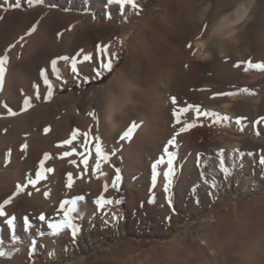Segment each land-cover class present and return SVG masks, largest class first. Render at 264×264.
Segmentation results:
<instances>
[{
	"label": "rangeland",
	"instance_id": "1",
	"mask_svg": "<svg viewBox=\"0 0 264 264\" xmlns=\"http://www.w3.org/2000/svg\"><path fill=\"white\" fill-rule=\"evenodd\" d=\"M137 3L121 15L107 0H0V203L26 185L0 217V264H264V71L245 70L264 63V0ZM97 45L112 63L99 77ZM80 50L92 59L76 75ZM96 137L107 160L93 172ZM72 200L79 232L52 235Z\"/></svg>",
	"mask_w": 264,
	"mask_h": 264
},
{
	"label": "snow or ice",
	"instance_id": "2",
	"mask_svg": "<svg viewBox=\"0 0 264 264\" xmlns=\"http://www.w3.org/2000/svg\"><path fill=\"white\" fill-rule=\"evenodd\" d=\"M28 3L29 4H32L33 3V0H28ZM36 3H43V0H36ZM107 3L108 4H112V5H116L118 6V10H119V13L121 15H124L125 14V8L126 6L128 8H130L133 12H135L136 14H139V5L137 3V0H107ZM16 8H19V3L17 2L15 5H14ZM36 30V25H33L32 28L29 30V32L27 34H31V32H34ZM21 39H23V37H21ZM190 46V45H189ZM107 48L108 46L105 45V46H100V45H97V55L99 56L101 53H103V55L105 56V60L104 61H101L100 63V69H97L95 70L96 71V76L99 77L101 74H102V71H111L112 69V63H111V60L107 58ZM83 50H80V52H78L76 55L72 56L71 57V71L72 73L76 74V75H79L78 71H77V63L80 62L82 63L83 61H90L92 59V56L91 54H85L83 55L82 57V60L78 61L77 60V56H79L81 54ZM114 56V54H113ZM58 60H63V61H69V57L68 56H61V57H58L57 58ZM8 61V57L7 55H4V56H0V85H2L3 83V79H4V74H5V65ZM247 63V67L245 68V70L247 71L248 69L250 68H254L258 71H264V63L262 62H258V63H252L250 60L246 62ZM57 60L54 59L51 61V67H52V74L53 75H56V78L59 80L60 79V76H59V73H58V70H57ZM238 66V65H237ZM102 70V71H101ZM40 76L41 78L44 80V83L45 85H47L48 87V93L47 95L44 97L45 100L49 99L52 95V85L50 83V81L48 80L47 76L45 75V71L42 69L40 71ZM85 82H87V78H85ZM244 92H247L248 90L247 89H244L242 90ZM236 93H217L216 95H235ZM248 94H252V93H248ZM173 103H175V98H173ZM24 106H25V110L27 109V107L30 106L29 104V101L28 99H25L24 100ZM190 108H194L195 111H196V118L198 119L200 116H203L205 118H212L213 119V122H220V121H226L228 120V117L227 116H220L218 113H215V112H208V111H200L199 109V106H193V105H188L187 108H184V109H181L180 111L181 112H187ZM8 114L9 115H14L15 113H13L10 109L8 111ZM94 116V114H91ZM173 115H177L175 112L173 113ZM176 122L179 124L180 123V120L179 118L177 117V120ZM236 123L237 124H240L241 123V118H237L236 120ZM196 124L193 122V123H189V124H184L181 128H180V132H185L187 130H189L190 128L192 127H195ZM136 127H138V125L136 124H133L131 125L127 131L125 132V138H128L130 139L131 138V135L132 133L134 132V130L136 129ZM45 133H47L49 131L48 128H45L44 129ZM76 133H73V136H75ZM85 137H86V143H87V136L88 134L85 133L84 134ZM96 140V143H95V151H96V158H97V163H96V168L93 169V172L96 171V169L99 168V162L101 159L103 160H107V156L106 155H103L102 152H101V146H100V143H99V137H96L95 138ZM71 141H65V143H70ZM176 140H175V136L170 139L168 141L169 144H175ZM27 148V145L24 144L21 146V150H24ZM65 155H69V153H65ZM45 159H47V154H45ZM174 159V155L169 153V171L168 172H165V179L168 180V177L170 175V172H171V164H172V160ZM85 164H87V160L85 159L83 161ZM41 165L43 164V160L40 162ZM262 163H264V161H262ZM153 182H155V179H156V164H153ZM225 174L227 175V169H222ZM47 172H52L53 169L51 168H48L46 170ZM36 180H32V179H29L27 181L28 184H32L33 186L35 185V183L37 182V180L41 179L42 176H41V172L37 171L36 172ZM120 179V176H119V172L117 171V175H116V181H119ZM168 183H170V181H168ZM114 185H115V182H114ZM70 186V184H69ZM24 187H26V185H20V184H17L16 186V191L13 193L12 196L8 197L7 199H5L2 203H0V217H5L7 214H6V211H5V206L10 204L13 197L19 193H21L23 190H24ZM165 191H167V184L165 185ZM47 195V194H46ZM77 199H82V197H79ZM151 202V201H150ZM98 207H103L104 204H111L113 203V201L111 200H105L103 198L101 199H98L96 201ZM115 203H120V201H115ZM68 205V207L66 208L65 206ZM76 200H72V201H63L60 205V211L63 212V215H64V220L59 223V224H49L48 227L51 228L53 231H52V235H58L65 227L70 229L71 230V234L73 236V239H75L77 233L79 232V227L74 223V218L71 216L72 213L76 212ZM39 219L41 221H44L45 220V216L43 214L40 215ZM14 220H15V217H8L7 220H6V223L9 225V227H13L14 226ZM24 227L27 228L28 227V220L27 218L24 219ZM5 253L0 251V256H4ZM29 255H31V250L29 252Z\"/></svg>",
	"mask_w": 264,
	"mask_h": 264
},
{
	"label": "bare ground",
	"instance_id": "3",
	"mask_svg": "<svg viewBox=\"0 0 264 264\" xmlns=\"http://www.w3.org/2000/svg\"><path fill=\"white\" fill-rule=\"evenodd\" d=\"M245 9V8H244ZM244 11H246V10H244ZM239 17V16H238ZM237 19V18H236ZM238 20V19H237ZM222 26H223V24L222 23H219L218 25H217V28L216 29H218V30H220V28H222ZM222 30V29H221ZM196 46H197V51L199 52L198 54H208V52L207 53H205V50H206V48H205V43L202 41V40H198L197 42H196ZM232 97H234V96H236V95H231ZM230 156H232V155H230Z\"/></svg>",
	"mask_w": 264,
	"mask_h": 264
}]
</instances>
